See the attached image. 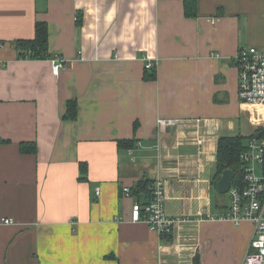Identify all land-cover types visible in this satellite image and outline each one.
Wrapping results in <instances>:
<instances>
[{"label":"crops","instance_id":"crops-1","mask_svg":"<svg viewBox=\"0 0 264 264\" xmlns=\"http://www.w3.org/2000/svg\"><path fill=\"white\" fill-rule=\"evenodd\" d=\"M37 25L47 58H26ZM240 47L264 48V0H195L192 16L185 0H0V264H242L251 224L201 220L228 203L218 141L259 129ZM156 180L179 220L168 242L130 219L131 189Z\"/></svg>","mask_w":264,"mask_h":264},{"label":"built area","instance_id":"built-area-1","mask_svg":"<svg viewBox=\"0 0 264 264\" xmlns=\"http://www.w3.org/2000/svg\"><path fill=\"white\" fill-rule=\"evenodd\" d=\"M49 60L52 74L58 76L63 67V60L57 56ZM235 62L238 98L250 112L256 111V118L260 122L257 125L259 129L247 141L246 149L240 155L242 179L236 186L231 183L225 211L202 217L201 220L230 222L235 226L244 222L250 223L253 228L252 238L242 264H264V137H257L259 130L264 128V48L240 47ZM145 70H154V64L146 63ZM158 124L159 127H165L172 124V121H160ZM99 193V188H96L95 196L98 197ZM122 193L126 198L132 197L128 187H124ZM164 202L163 181L156 180L151 187L150 198L145 202L137 201L132 204L131 222L145 223L149 230L156 232L161 239L170 237L179 220L167 214ZM2 222L13 223L12 220Z\"/></svg>","mask_w":264,"mask_h":264},{"label":"trees","instance_id":"trees-1","mask_svg":"<svg viewBox=\"0 0 264 264\" xmlns=\"http://www.w3.org/2000/svg\"><path fill=\"white\" fill-rule=\"evenodd\" d=\"M194 2L195 0H185V10L188 16L194 15ZM80 23V19L78 20ZM46 43H47V31L46 27L43 25H37L35 30L34 38L31 40H21L16 42V46L21 51V55L26 54V58L34 59H44L46 57ZM68 113L70 118L74 119L76 117V107L74 102H70L67 105ZM258 135L264 137V132H260ZM253 136V135H252ZM252 136L247 139L242 136H232L223 137L218 141L217 154H216V174L213 180V186L215 188L217 181L219 180L222 172L229 169L233 172L234 178L232 180V185L236 186L240 184L242 179V164L240 161V155L246 149L245 141H248ZM25 144L21 145V150L23 152ZM31 153L35 152V146L32 144L30 146ZM82 170V171H81ZM82 173V179L86 180L84 175L83 167L80 169ZM151 182L143 181L138 182L132 194L139 198V195L145 196V201L150 198L151 195ZM150 188V189H149ZM171 237L164 238L165 242L170 241Z\"/></svg>","mask_w":264,"mask_h":264},{"label":"water","instance_id":"water-1","mask_svg":"<svg viewBox=\"0 0 264 264\" xmlns=\"http://www.w3.org/2000/svg\"><path fill=\"white\" fill-rule=\"evenodd\" d=\"M259 137V135L257 136ZM234 174L231 170L226 169L222 172L219 180L216 183L215 189L219 194H225L229 191Z\"/></svg>","mask_w":264,"mask_h":264},{"label":"rangeland","instance_id":"rangeland-1","mask_svg":"<svg viewBox=\"0 0 264 264\" xmlns=\"http://www.w3.org/2000/svg\"><path fill=\"white\" fill-rule=\"evenodd\" d=\"M255 121H257V120H255ZM258 130V129H257ZM260 132H264V128L263 129H260L259 130ZM257 133V131L255 132V134ZM254 134V135H255ZM245 143H247V141H245ZM256 170L258 171V166H256ZM258 175H260L259 173H258ZM220 195V197L222 198V200H224V202L225 203H227V201H228V199H229V196H228V193H225V194H219Z\"/></svg>","mask_w":264,"mask_h":264}]
</instances>
